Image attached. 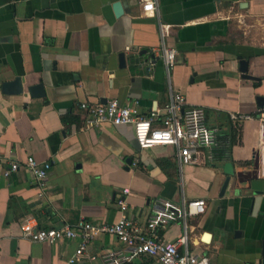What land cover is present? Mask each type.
<instances>
[{"label":"crops","instance_id":"crops-1","mask_svg":"<svg viewBox=\"0 0 264 264\" xmlns=\"http://www.w3.org/2000/svg\"><path fill=\"white\" fill-rule=\"evenodd\" d=\"M117 1L126 9L119 17ZM161 24L167 25L164 39ZM163 41L178 55L170 73L157 54L152 58ZM240 58L249 59V73L257 79L242 77ZM17 76L24 93L4 94L3 83ZM37 83L45 95L31 97L28 87ZM170 86L188 104L205 108L209 126L229 137V156L207 149L206 164L180 168L173 146L140 149L131 124L86 126L82 103L116 98L149 114L164 110ZM259 95L264 96V0H158V10L149 15L139 0H0V156L22 165L10 176L0 168V264H70L80 238L32 241L23 236V222L32 217L55 228L81 219L112 224L121 216L118 199L125 188V214L141 222L160 199L179 205L205 200V212L187 219L189 250L205 253L210 264H264ZM230 113L253 115L244 122L242 144L234 145ZM28 156L51 162L44 187L24 166ZM256 159L257 178L232 182L221 198L225 165L250 170ZM160 234L178 242L183 221L162 227ZM111 249L127 251L114 235L100 234L77 264H104L101 254ZM127 264L161 263L142 254Z\"/></svg>","mask_w":264,"mask_h":264},{"label":"built area","instance_id":"built-area-1","mask_svg":"<svg viewBox=\"0 0 264 264\" xmlns=\"http://www.w3.org/2000/svg\"><path fill=\"white\" fill-rule=\"evenodd\" d=\"M143 13L155 14L158 10V0H139ZM167 34V25L161 24V36ZM153 52L160 57L170 73L176 64V49L167 46L164 41ZM81 108L86 112L87 128L98 127L104 123L115 125L131 124L140 149L155 146H173L180 168L187 164H206L207 149H222L226 156L230 154L231 141L228 136L221 135L219 129L209 126L206 110L203 106L188 104L182 92L170 86L169 102L164 110H152L143 114L136 106L125 105L119 99L111 98L105 103H82ZM232 122L247 121L253 115L230 113ZM223 136L221 139L220 137ZM214 157V152L211 153ZM138 160L134 161V165ZM24 166L36 177L41 187L46 185L50 161H38L34 156H28ZM22 165L18 161L0 156V168L5 176L18 171ZM129 188L123 189L124 196L118 199L121 216L112 224H95L81 219L75 224H65L62 227H43L35 218L29 217L22 224L23 236L32 241H47L54 243L66 239L80 238L81 241L74 255L69 259L70 264L83 261L90 242L98 235L108 233L117 237L127 251L111 249L101 254L104 264H127L135 257L146 254L158 259L161 264H210L209 257L197 254L188 248L187 219L203 214L206 202L203 199H191L179 205L168 199H160L157 207L141 222L125 214L127 201L125 195ZM181 220L184 223L185 234L178 242L164 239L160 229L172 222ZM180 244L185 250H180ZM96 259L97 255H91Z\"/></svg>","mask_w":264,"mask_h":264},{"label":"water","instance_id":"water-1","mask_svg":"<svg viewBox=\"0 0 264 264\" xmlns=\"http://www.w3.org/2000/svg\"><path fill=\"white\" fill-rule=\"evenodd\" d=\"M45 4L49 0H43ZM220 1V0H217ZM247 2L241 3V7L247 6ZM114 10L117 15V17L122 16L126 9L123 6V3L121 1H117L114 3ZM147 51H144L146 53ZM143 55V53L141 54ZM152 58L155 59V54H152ZM120 59V67L125 68L127 66L126 62V53L123 51L119 54ZM178 62V55L176 54V63ZM249 59L246 58H240L239 59V70L241 72V75L243 78L246 79H257L256 76L249 73ZM3 87V93L4 94H14V95H22L24 93V84L23 79L20 76L15 77V79L11 81H6L2 85ZM28 91L31 95V97H40L45 95V88L43 83H37L30 85L28 87ZM258 105L260 107H264V96L259 95L257 97ZM107 102V99L104 100V103ZM234 128V145L242 144L243 143V130H244V121H237L233 123ZM128 162H132V160H128ZM258 169H259V159H256L254 163L253 169L250 170H243V171H236L235 167L232 163H227L225 165L224 171L226 174L225 180L223 182L221 191H220V197H224L231 188L232 182L236 183L237 185L245 183V182H251L252 179L257 178L258 175ZM234 192H240V189L238 187L233 188ZM209 233H206L204 235V240L209 239ZM262 257L264 258V241H263V247H262ZM260 262H262L260 260Z\"/></svg>","mask_w":264,"mask_h":264},{"label":"trees","instance_id":"trees-1","mask_svg":"<svg viewBox=\"0 0 264 264\" xmlns=\"http://www.w3.org/2000/svg\"><path fill=\"white\" fill-rule=\"evenodd\" d=\"M231 135L233 137V142H234V128H233V124H232V128H231Z\"/></svg>","mask_w":264,"mask_h":264}]
</instances>
